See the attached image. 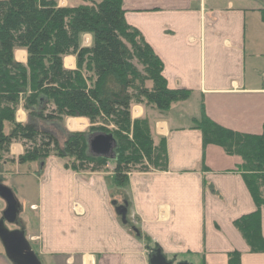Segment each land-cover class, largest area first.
Masks as SVG:
<instances>
[{
	"label": "crops",
	"instance_id": "0c3cea01",
	"mask_svg": "<svg viewBox=\"0 0 264 264\" xmlns=\"http://www.w3.org/2000/svg\"><path fill=\"white\" fill-rule=\"evenodd\" d=\"M60 7L90 5L89 0H55ZM127 23L136 28L164 64L171 89H185L189 99L174 105L167 116L134 105L132 119L148 118L155 145L166 142V171L137 172L119 186L115 164L106 172L76 174L61 160L38 167L40 194L31 210L38 229L28 233L42 264H149L158 247L176 264H229L240 253V264H264V253H251L234 223L257 208L236 167L239 157L217 146H203L193 128L202 107L205 114L229 130L260 135L264 130V0H123ZM92 37L85 35L83 47ZM15 59L27 63V52ZM66 69L76 58L65 57ZM23 109L17 122L26 123ZM70 120H81L72 131ZM85 118H67L57 127L65 133L85 132ZM21 143H14L1 164L0 177L15 168ZM15 160V163L12 162ZM43 168V169H42ZM128 204L133 224L123 225L112 206ZM124 205V204H122ZM27 220H30L28 217ZM28 231L29 223L23 220ZM264 238V207L261 210ZM133 228L140 233L138 237ZM0 264H11L0 249Z\"/></svg>",
	"mask_w": 264,
	"mask_h": 264
},
{
	"label": "trees",
	"instance_id": "16d2710c",
	"mask_svg": "<svg viewBox=\"0 0 264 264\" xmlns=\"http://www.w3.org/2000/svg\"><path fill=\"white\" fill-rule=\"evenodd\" d=\"M89 1L71 8L55 0H0V163L14 143H21L19 167L44 166L55 157L76 174L106 172L110 160L90 155L87 139L109 134L118 143L113 174L121 187L133 173L168 168L165 140L155 145L149 119L133 120V106L167 116L190 92L169 88L163 62L127 23L123 0ZM85 35L92 37L90 47L82 46ZM16 50L27 52L26 64L17 62ZM68 56L76 58L75 70L64 66ZM19 109L27 114L24 124L17 122ZM67 118H85L90 126L60 138L57 127ZM193 128L201 132L205 148L217 146L241 159L236 172L257 210L234 225L251 253H264V130L260 135L229 130L208 117L203 107ZM137 167L140 170L134 171ZM154 250L150 254L161 251L156 246ZM241 256L231 253L229 264H240Z\"/></svg>",
	"mask_w": 264,
	"mask_h": 264
},
{
	"label": "water",
	"instance_id": "95a60500",
	"mask_svg": "<svg viewBox=\"0 0 264 264\" xmlns=\"http://www.w3.org/2000/svg\"><path fill=\"white\" fill-rule=\"evenodd\" d=\"M88 152L95 158H106L114 161V152L118 143L113 135L91 134L87 139ZM0 199L4 202L5 209L0 218V244L3 248L6 259L11 264H42L37 254L34 252L31 242L26 233L25 224L19 225L20 215L23 212L22 205L18 201L13 190L0 182ZM115 214L120 218L123 225L128 224V205H118L117 201L112 203ZM9 226H17L19 229L10 230ZM134 233L140 237L137 229L133 228ZM156 251V250H154ZM159 253V254H158ZM149 254V264H173L167 261L162 252Z\"/></svg>",
	"mask_w": 264,
	"mask_h": 264
},
{
	"label": "rangeland",
	"instance_id": "374dc122",
	"mask_svg": "<svg viewBox=\"0 0 264 264\" xmlns=\"http://www.w3.org/2000/svg\"><path fill=\"white\" fill-rule=\"evenodd\" d=\"M51 158H55V157H51ZM60 164L63 165V162L61 161ZM108 164H114V161H111ZM28 166L29 164L22 165L20 167L19 169L20 175H15L16 174L15 168L10 167L11 173L13 174H11L9 177H6V178H2V177L0 178L3 179L2 183H4L8 188L13 190L18 201L22 205L23 212L20 215V218L22 221L26 220L29 223L28 231L26 229V233L27 235L29 233V236H30V235H34L38 229V213L32 211L31 206H34L37 203L38 195L40 194V187L38 185L39 184L38 179H39L40 173H39L38 167L36 168L35 171H32V170H29ZM139 170H140V167H137L134 169V171H139ZM0 172H1V165H0ZM122 197L123 196H121L119 200L120 204H121L120 201H123L124 199ZM4 209H5L4 202L0 199V214L4 211ZM28 217L30 218V220H27ZM31 245H32L34 252L37 254L38 252L37 245H34V244H31ZM0 249L3 251L1 244H0Z\"/></svg>",
	"mask_w": 264,
	"mask_h": 264
},
{
	"label": "bare ground",
	"instance_id": "6f19581e",
	"mask_svg": "<svg viewBox=\"0 0 264 264\" xmlns=\"http://www.w3.org/2000/svg\"><path fill=\"white\" fill-rule=\"evenodd\" d=\"M69 122H70L69 123V127L71 128L72 131H74V130H77L78 128L81 129V127H82L81 124H82L83 121H81V120H70Z\"/></svg>",
	"mask_w": 264,
	"mask_h": 264
},
{
	"label": "flooded vegetation",
	"instance_id": "af4514ba",
	"mask_svg": "<svg viewBox=\"0 0 264 264\" xmlns=\"http://www.w3.org/2000/svg\"><path fill=\"white\" fill-rule=\"evenodd\" d=\"M3 181V179L2 178H0V182H2ZM125 203H127V202H125V200L123 201V203L122 204H125ZM121 204V205H122ZM128 205V204H127ZM1 215V214H0ZM1 218V217H0ZM127 220H128V225L129 224H133V220H131L130 218H129V213H128V216H127ZM133 221V222H132ZM23 221L22 220H20V222H19V225L21 226V225H23V223H22ZM20 227H17V226H9V229L10 230H15V229H19ZM173 264H176V263H173Z\"/></svg>",
	"mask_w": 264,
	"mask_h": 264
}]
</instances>
